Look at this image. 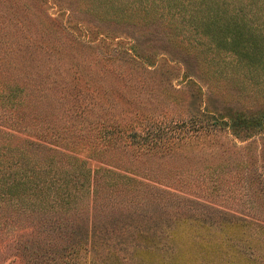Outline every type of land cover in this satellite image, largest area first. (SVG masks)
<instances>
[{"label": "trees", "instance_id": "obj_1", "mask_svg": "<svg viewBox=\"0 0 264 264\" xmlns=\"http://www.w3.org/2000/svg\"><path fill=\"white\" fill-rule=\"evenodd\" d=\"M59 1L61 25L37 0H0V264H87L90 254L97 264H264V107H208L195 86L192 108L175 122L138 100L139 90L123 97L108 87L109 77H137V66L154 68L157 57L189 76L197 70L213 87L236 70L263 69L264 0ZM74 11L87 20L72 23ZM61 50L72 54L71 76L61 73ZM216 130L258 142L256 158L250 141L231 155L212 153L204 136ZM127 146L175 158L179 185L216 190L230 178L227 190L236 192H180L208 204L177 205L163 249L120 216L161 196L111 192L118 181L110 168L128 169L120 158ZM209 154L216 163L206 162Z\"/></svg>", "mask_w": 264, "mask_h": 264}, {"label": "rangeland", "instance_id": "obj_2", "mask_svg": "<svg viewBox=\"0 0 264 264\" xmlns=\"http://www.w3.org/2000/svg\"><path fill=\"white\" fill-rule=\"evenodd\" d=\"M37 1L42 5L41 13L44 16L49 15V19H54L53 21L58 25L61 22L65 23V19L67 18L66 14L64 12L56 11L57 4L60 2L59 0ZM71 17L72 23H75V21L80 18L87 20V16L85 17L80 11H74ZM33 29L34 28L20 30L17 28V31L23 34L22 36L27 34L30 37H36L39 30L35 31ZM75 34L77 36L79 35L76 31ZM64 35L66 36L63 37L69 40V34L64 33ZM64 47H67L66 43H64ZM73 48H78V45L73 46ZM59 55H61L63 66V71L61 70V73L65 76H71L72 74H69V72H71L70 69L73 70L76 68V66L73 65V58L70 56L72 54H67L65 51L61 50L59 51ZM157 58L155 64L156 67L154 68L138 65L137 70L133 71L137 77H132L129 80H126L125 78L120 80L117 77H109L108 87L120 92L123 97L134 95L139 90L138 100L144 101L145 99H148V104H150L151 107L154 106L156 108L155 112L160 111L161 115H166L164 110L170 111L171 117H167L166 120H173L175 122L185 119L184 111L187 110L188 107L192 108L191 102L193 94L196 95V93H198V89L195 86L201 87L200 93H202V99L207 103L208 107L229 105L231 107L244 106L255 110L264 107V98L261 94V92H263L262 88L264 87V74H262L264 68H250L251 71L248 69L236 70V72L232 74V78L219 77L217 79V86L213 87L207 83V80L203 76L199 77L200 75L197 73V70L189 76V73L179 62L171 60L167 62L160 57ZM164 58L168 59L167 56ZM175 63L178 64L174 66ZM168 65L173 66V68H170ZM93 68L94 67H89L87 70H92ZM195 74H197V76ZM228 74H231V72H228ZM138 75H140V77H138ZM192 81L195 82L192 83ZM139 87H142L143 90L139 89ZM174 100H176L175 103ZM204 138H209V141L212 142L210 143L213 146L212 153L214 154H218L220 148H222L226 149L231 155L232 152L230 149H234V145L240 149L241 146L250 141L251 144H249L246 150L251 158H256L255 152L258 147V142L251 141L249 138L241 141L234 138L228 132L218 130L213 131L212 134H206ZM197 142L198 144H201L200 139H198ZM247 152L244 150L240 154H244L245 156V153ZM122 153L123 154L120 158L126 162L125 164H128V166H126L128 169H125L124 165L122 167L118 166V168H110L115 171V173H111L110 175L118 181V187L111 192H119L120 195H118V199L122 200H125L126 197H129L134 193L138 195L140 193L142 195L149 193L153 194V196L161 197L156 206L141 205L135 211H122L120 216L131 220L129 221L126 219L139 228H146L150 235L152 234L153 239L157 242V246H162L163 249L168 245L166 243L167 238L165 237V231L174 223L173 214L174 210L177 209L176 206L184 204L181 205L182 208L190 206L191 208L195 207L194 209L198 210L200 203L208 204L204 201L192 200L191 197L180 192H195V190L196 192H236L227 190L228 188H231L228 187L231 185L227 184V182L231 180L230 178L225 179V181L223 179V181L220 182L221 188L218 187L219 189L217 188L216 190H212L209 185H205V188H203V186L197 187L192 184H190V187L177 184L175 180L176 172L174 171L177 165V160L175 158L172 159L173 157L168 155L159 153L144 154L141 152V148H129L128 146L124 148V152ZM211 156L212 154L206 156V162L210 163L214 161L213 163H216V158ZM235 158H237V156ZM92 164V161H87L84 166L88 170V167L90 168ZM221 164H223L225 168L231 167V165L226 163ZM145 169H148L149 171L145 172ZM198 170L199 171H195V173H199L200 180L204 177L208 178L206 174L207 169ZM186 173L187 171H185V174ZM106 178H108L106 175H102V180ZM87 180H89L88 176L81 179L83 182L82 192H86ZM216 185L219 184L216 183ZM105 189L100 187L98 192H104ZM238 192H248V189H239ZM176 194L179 196H176ZM209 200L213 201L212 199ZM201 210L208 215L216 216L214 210L210 206H205ZM138 242L139 241L132 239L129 241L131 245L137 244ZM155 251L158 254H162L161 250ZM118 254L121 255V253ZM95 259V256L93 257L90 254L86 263L97 264Z\"/></svg>", "mask_w": 264, "mask_h": 264}]
</instances>
